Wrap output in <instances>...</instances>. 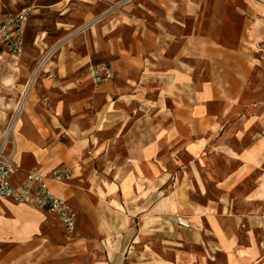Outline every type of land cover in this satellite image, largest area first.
I'll list each match as a JSON object with an SVG mask.
<instances>
[{
	"label": "crops",
	"instance_id": "0c3cea01",
	"mask_svg": "<svg viewBox=\"0 0 264 264\" xmlns=\"http://www.w3.org/2000/svg\"><path fill=\"white\" fill-rule=\"evenodd\" d=\"M11 8L31 12L25 49L59 46L36 79L44 55L18 56L14 88L0 73L21 176L72 171L49 181L78 213L53 264H264V111L233 127L264 74V0H0V21ZM100 63L114 78L96 84Z\"/></svg>",
	"mask_w": 264,
	"mask_h": 264
},
{
	"label": "rangeland",
	"instance_id": "374dc122",
	"mask_svg": "<svg viewBox=\"0 0 264 264\" xmlns=\"http://www.w3.org/2000/svg\"><path fill=\"white\" fill-rule=\"evenodd\" d=\"M10 10L11 13L18 12L15 8H11ZM58 48L59 46H55L49 52L42 51L36 47H30L29 49H27V47L26 49L24 48L22 55H27L28 57V60L25 61V64L27 63L25 68H32V56H53L57 52ZM41 62L42 61L39 58L34 66V69L37 67V64H40ZM19 63L20 60L18 57L5 52L0 47V73L1 71L9 73V85L13 88L14 82L12 80V74L18 70ZM89 75L92 78L91 69ZM30 77L34 79L32 69ZM243 98L242 105H238V109L233 115L235 120H239L238 124L233 125V127H235L234 129L237 127L241 128L243 126L242 120L244 115H256L264 111L263 73L256 74L252 78L251 85ZM16 99V91L5 92L1 91L0 87V114L8 111L10 112L12 110V106L10 105L12 101L14 102ZM252 102H260L261 104H258L252 109L247 105ZM18 107L16 106L15 113L19 111ZM9 121L10 120L0 118V139L2 137V133L8 126ZM253 128L255 130H261L260 128H264V125H261L260 127L255 125ZM242 142L247 143L248 139L244 137ZM187 158V155L181 156V159L185 160ZM223 161V158L217 157L216 159H213V161H207L206 163H214L222 166ZM236 190L238 193H244L248 190V188L239 187ZM213 191L215 192V189H213ZM12 204H16V207ZM239 206L242 208L243 204H240ZM0 230H2V233H5L6 235L4 236L5 240L2 244L4 246V252H6L5 254L10 256V264H16V262L21 261V259L24 260L25 264H39L45 261L53 264L66 261L71 258L72 252L67 250V246L72 241L71 238L74 234L69 236L55 215L44 212L33 205L0 200ZM217 263L226 264L224 253L219 252L217 254Z\"/></svg>",
	"mask_w": 264,
	"mask_h": 264
},
{
	"label": "built area",
	"instance_id": "2783aa9c",
	"mask_svg": "<svg viewBox=\"0 0 264 264\" xmlns=\"http://www.w3.org/2000/svg\"><path fill=\"white\" fill-rule=\"evenodd\" d=\"M30 15V10L24 8L7 15L0 21V47L2 50L16 57L22 55ZM46 56L42 57V62ZM42 62L37 64L34 69V79L42 67ZM91 76L96 83L110 81L114 78V70L109 64H100L91 68ZM14 120L15 115L11 117L0 139V200L33 205L44 212L51 213L59 219L69 236L73 235L77 227L78 213L65 199L56 195L49 186L50 180L58 182L70 180L72 178L70 167L58 164L46 171L32 169L21 176L22 164L15 157L14 144L10 138ZM177 222L179 225L189 226L182 219H178Z\"/></svg>",
	"mask_w": 264,
	"mask_h": 264
}]
</instances>
